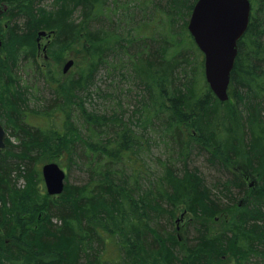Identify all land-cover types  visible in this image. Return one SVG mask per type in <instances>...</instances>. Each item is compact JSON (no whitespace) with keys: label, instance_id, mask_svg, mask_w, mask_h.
Returning a JSON list of instances; mask_svg holds the SVG:
<instances>
[{"label":"trees","instance_id":"obj_1","mask_svg":"<svg viewBox=\"0 0 264 264\" xmlns=\"http://www.w3.org/2000/svg\"><path fill=\"white\" fill-rule=\"evenodd\" d=\"M168 1L170 9L169 4L152 3L169 18L166 36L157 35L154 27L145 32L152 19L144 0H53L50 7L23 3L7 11L11 21L4 26L0 22V51L7 57L0 59V120L9 133L0 150V264H248L255 256L264 260V0L253 8L238 42L226 102L205 80L204 61L198 72L204 87H178L181 77L195 69L189 68L194 55L186 48L200 49L192 35L188 44L173 41L176 17L188 4ZM40 30L54 31L49 53L83 44L90 51L91 67L57 88L54 102L35 109L17 73L24 59L33 67L37 64ZM112 54L122 60L127 56L126 65L136 68L138 79L154 86L149 88L157 97L152 91L154 96L142 104L154 109L145 120L139 118L138 125L149 124L153 131L158 128L161 139L170 138L183 168L165 161L163 170L151 177L150 151L141 141L146 136L122 112L89 111L77 100L79 92L89 89L87 80L95 67L109 63ZM186 81L189 85L192 80ZM167 93L171 103L163 99ZM226 103H235L232 114L239 132ZM77 110L78 123L72 119ZM63 114L68 119L65 130L54 122L42 126L32 120L50 115L56 120ZM194 151H206L205 161L218 175L188 165ZM49 157L68 170H82L84 181L67 182L61 194H48L37 164ZM237 158L260 177L259 187L249 189L232 165ZM179 211L189 215L185 240L175 223ZM220 217L225 223L216 228L212 221Z\"/></svg>","mask_w":264,"mask_h":264},{"label":"rangeland","instance_id":"obj_2","mask_svg":"<svg viewBox=\"0 0 264 264\" xmlns=\"http://www.w3.org/2000/svg\"><path fill=\"white\" fill-rule=\"evenodd\" d=\"M146 3L149 4L150 9L149 13L151 14L150 24H146L147 28H144L146 30L145 32H148L149 29L154 27V32L159 35L161 33V36H166L165 28L168 27L166 20L169 21V18H167V14L163 13V15H160L162 12H160L158 9H154L152 6L153 4L159 3L160 5L165 6L166 4H169L168 0H144ZM194 0H187L188 6L181 10V13H179L178 17H176V25L175 30L178 31L177 36L173 38L174 42H178L181 45L182 44H188V40L191 39L190 37V31L188 29V23L191 16V13L189 14V9L191 7V3ZM53 0H20L19 2L15 4H0V22L1 25H5L6 22L11 21V18L6 15L7 11H10L13 9L14 6H19V4H32L36 7H43V6H51ZM254 8H257L258 6V0H252ZM136 2L133 1L131 4L134 5ZM168 9H170V4ZM124 11V10H122ZM149 14V15H150ZM133 15L135 19H138L139 16L136 17V14ZM149 15L147 17H149ZM141 17V16H140ZM153 17V18H152ZM110 24V21L108 22ZM107 24V25H108ZM108 27V26H107ZM181 29V30H180ZM51 37H42L41 38V46L40 51L38 52L37 57V64H32L31 61L28 59H24L21 62V67L18 70L17 76L20 79L21 87L24 88L25 94L28 96L29 104L31 107H34L35 109H44L46 107V104L48 102H54L53 100L55 98V95L53 92L59 89V87H63V85L68 82L71 79H79L80 75L85 74L90 69V51L83 46V44H77L73 46V48L64 50V51H58L55 48L50 49V53L48 49H43L45 45L48 47L54 41V36ZM187 46V45H186ZM188 49V55L192 54L194 55V61L192 65H190V69L195 66V69L191 72L192 75H188L187 77L183 78L181 77L182 81L179 82L178 87H204L203 80L199 72V64L200 62L203 63L204 61V55L200 50L195 49L194 46H191V48ZM194 54H193V53ZM122 57V56H121ZM119 55V57L115 56L114 54L111 55L109 58V63L107 64H101L95 67L93 76L87 80L88 85L86 87H89L88 90L85 92H79V98L78 101H84L86 108L89 111H103L107 110V113L109 115H112L114 113H120L125 115V119L129 120L130 124L134 126L139 133H142L146 136V138H143L141 141L145 145V149L150 151V159L147 161L149 174L151 177H155L157 173L161 172L163 170L164 162L167 161L169 164L173 165L175 168H183L184 163L179 161L178 153L176 149L174 148V143H172V140L165 136L164 139H161V136H159V130L157 128L156 131H153L151 126L146 125L145 127H142L141 125H138L139 120H145L147 118L149 110L152 109L145 107L143 108V103L146 101H150V99L154 96V93L157 97V91L155 89H150L149 87H154L153 85L150 86L149 82L145 79H142L140 77L138 79L137 70L136 68H132L131 65H126L127 56L125 57V60H122ZM136 57V56H135ZM6 54H4L2 51H0V59L2 61L6 60ZM131 59V58H130ZM196 59V60H195ZM70 60H73L74 63L70 67V69L67 72H64V67L66 63ZM188 68V69H189ZM197 70V72H195ZM195 72V74H194ZM205 73V71H204ZM87 75V74H86ZM194 75V76H193ZM193 76V77H191ZM192 80L189 82V85L187 84L186 79ZM206 78V77H204ZM206 80V79H205ZM184 83V85L182 84ZM183 86H182V85ZM187 84V85H186ZM168 87H175V85H172L170 83L167 84ZM148 88V89H147ZM154 93H153V92ZM172 95L175 92L174 89H172ZM171 96L167 93L166 97H163L164 101L167 103L170 102ZM148 105L150 102L147 103ZM228 104V103H226ZM228 107V111L230 112V115L234 117L235 119L232 120V126L234 128H239L240 125L236 123L237 116H234L232 113L234 112L233 108L235 103H230ZM80 110H77V115L74 117L72 115V119H75V122H80ZM57 118V116H55ZM64 117H66L65 114H63V117H59L56 120H53V116L50 115L48 117L42 118H32L34 123H37L38 125L42 126H49L51 123L54 122V126L58 129L65 130L66 123L68 122V119L64 120ZM67 118H69L67 116ZM155 120H159L158 117L155 118ZM2 123L3 121L0 120ZM57 121V122H56ZM4 125V123H3ZM80 127V125L78 124ZM6 128V127H5ZM7 129V128H6ZM241 130L238 129V132ZM9 134V133H8ZM148 137H151L153 139H149ZM11 140L15 142V138L11 137ZM167 140L168 144L164 141ZM171 140V141H170ZM198 151H194L190 158L188 159V165L190 166H197L200 167L202 171L207 173L208 176L212 174H217V171L214 167H210L208 162L205 161V158L207 156L206 151H202L197 153ZM207 159V158H206ZM54 157L46 158L45 160L41 161L37 164V168H39L42 172V167L44 164L48 162L54 161ZM232 165L236 169L237 173L240 174L244 178L247 184H249V189H252L251 186L254 185V187H259L260 183V177L253 173L248 163L243 158H237L232 160ZM63 166V165H62ZM65 168V166H64ZM67 171V182L76 183L84 181L85 179V173L80 170L79 168L75 167L71 170L65 169ZM210 180V177H209ZM21 183H24V180H20ZM43 187L47 191L45 181L43 180ZM189 215L184 214L183 211H179L177 214V217L175 219L176 226L178 227V234L181 236L182 239H186L188 236L187 231H185V225L189 221ZM225 223L224 217H220L215 221H212V224L218 228L222 227ZM192 234V233H190ZM190 234L189 237L190 238ZM191 239V238H190ZM248 264H264V260L261 256H255L253 257Z\"/></svg>","mask_w":264,"mask_h":264},{"label":"water","instance_id":"obj_3","mask_svg":"<svg viewBox=\"0 0 264 264\" xmlns=\"http://www.w3.org/2000/svg\"><path fill=\"white\" fill-rule=\"evenodd\" d=\"M252 10L251 0H197L188 28L205 54V74L214 93L225 101L229 98L232 70L238 54V41L246 32ZM41 31L40 35H45ZM64 67L67 72L73 65ZM7 131L0 121V147L5 145ZM49 194H60L65 188L66 173L57 162L43 166Z\"/></svg>","mask_w":264,"mask_h":264},{"label":"flooded vegetation","instance_id":"obj_4","mask_svg":"<svg viewBox=\"0 0 264 264\" xmlns=\"http://www.w3.org/2000/svg\"><path fill=\"white\" fill-rule=\"evenodd\" d=\"M0 12H1V10H0Z\"/></svg>","mask_w":264,"mask_h":264}]
</instances>
